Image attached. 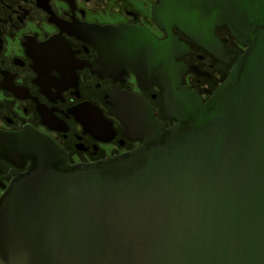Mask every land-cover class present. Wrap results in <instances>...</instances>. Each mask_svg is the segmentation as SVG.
<instances>
[{
	"label": "water",
	"instance_id": "obj_1",
	"mask_svg": "<svg viewBox=\"0 0 264 264\" xmlns=\"http://www.w3.org/2000/svg\"><path fill=\"white\" fill-rule=\"evenodd\" d=\"M170 1L195 40L225 24L246 45L208 104L182 98L198 130L84 165L32 128L0 133V157L30 161L0 195V264H264V0ZM211 103L227 105L202 118Z\"/></svg>",
	"mask_w": 264,
	"mask_h": 264
},
{
	"label": "flooded vegetation",
	"instance_id": "obj_2",
	"mask_svg": "<svg viewBox=\"0 0 264 264\" xmlns=\"http://www.w3.org/2000/svg\"><path fill=\"white\" fill-rule=\"evenodd\" d=\"M170 2L0 0V133L32 128L71 165L123 157L145 140L181 146L198 130L182 128V98L208 104L246 45L225 24L213 29L221 46L195 40ZM29 164L0 157V195Z\"/></svg>",
	"mask_w": 264,
	"mask_h": 264
}]
</instances>
